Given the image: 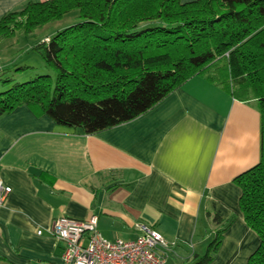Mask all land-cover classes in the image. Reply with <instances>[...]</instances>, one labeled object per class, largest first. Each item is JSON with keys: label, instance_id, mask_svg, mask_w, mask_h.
I'll use <instances>...</instances> for the list:
<instances>
[{"label": "crops", "instance_id": "obj_1", "mask_svg": "<svg viewBox=\"0 0 264 264\" xmlns=\"http://www.w3.org/2000/svg\"><path fill=\"white\" fill-rule=\"evenodd\" d=\"M27 1L0 0V17ZM66 24L30 34L39 30L43 40ZM260 157L256 101L199 74L132 120L93 134L19 105L0 116V176L12 188L0 206V264H59L64 244L47 232L52 220L92 214L109 239L135 238L140 221L156 226L171 244L167 264L204 253L222 230L208 264H245L260 238L244 220L233 179Z\"/></svg>", "mask_w": 264, "mask_h": 264}, {"label": "trees", "instance_id": "obj_2", "mask_svg": "<svg viewBox=\"0 0 264 264\" xmlns=\"http://www.w3.org/2000/svg\"><path fill=\"white\" fill-rule=\"evenodd\" d=\"M71 10L77 21L29 48L55 75L38 73L0 91V116L26 104L93 134L132 120L198 74L239 100L254 99L261 157L233 181L244 220L260 238L245 264H264V0H28L0 17V40ZM222 236L217 231L204 253L183 264H208Z\"/></svg>", "mask_w": 264, "mask_h": 264}, {"label": "built area", "instance_id": "obj_3", "mask_svg": "<svg viewBox=\"0 0 264 264\" xmlns=\"http://www.w3.org/2000/svg\"><path fill=\"white\" fill-rule=\"evenodd\" d=\"M3 67L0 63V75ZM11 190L0 176V206ZM136 227L139 233L133 239H109L98 229V216L92 214L84 219L57 217L47 232L64 244L59 264H167L170 242L152 224L140 221Z\"/></svg>", "mask_w": 264, "mask_h": 264}, {"label": "rangeland", "instance_id": "obj_4", "mask_svg": "<svg viewBox=\"0 0 264 264\" xmlns=\"http://www.w3.org/2000/svg\"><path fill=\"white\" fill-rule=\"evenodd\" d=\"M67 13L64 14V16L66 17L63 16L64 18L62 17L63 19L61 18V21H58L60 19H58L57 21L54 20L56 22L50 21L48 23L51 22L53 23L45 27L46 24H48L46 23L41 26V28L43 29H39V30L40 31L42 30L41 32H44L43 34H46V32L48 31H53L55 27H57V24L62 25L63 22H65L66 24L69 22V20L72 19H74L73 22L78 20V15H76V13L75 15H73V13L67 15ZM39 30H37L35 34L34 33L30 34V36L23 35L21 32H17L12 37L0 40V50L4 53L3 54L4 56L6 57L10 56L11 59L9 62L6 63L0 56V63L6 67V72L4 73L3 77H5V79L7 78L10 79V81L5 84L3 81L0 82V91L12 86L16 81H26L28 79H31L38 73L39 74L49 73L51 75H55L52 69H48L45 67L43 60L41 59L40 55L37 52L29 50L31 45H33L34 42L40 40V37H42V33L38 32ZM46 38L48 39V37H45L44 39ZM24 65L30 67L21 70L20 67Z\"/></svg>", "mask_w": 264, "mask_h": 264}]
</instances>
